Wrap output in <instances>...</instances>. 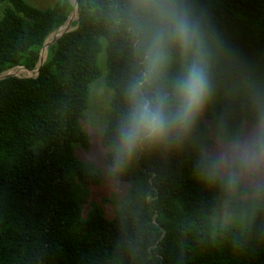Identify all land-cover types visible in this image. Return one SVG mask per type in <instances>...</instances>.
Returning <instances> with one entry per match:
<instances>
[{
	"label": "trees",
	"instance_id": "1",
	"mask_svg": "<svg viewBox=\"0 0 264 264\" xmlns=\"http://www.w3.org/2000/svg\"><path fill=\"white\" fill-rule=\"evenodd\" d=\"M2 1L14 8L0 18V73L18 65L32 73L48 36L69 17L75 29L47 45L37 76L0 79V264H264V187L250 201L253 189L243 182L230 191L217 173L208 178L201 113L186 136L146 146L121 168L118 178L132 186L113 219L100 208L82 216L74 181H96L73 145L90 147L81 120L101 75L104 37L113 100L102 142L112 166L126 85L139 67L130 0H76L77 18L71 0L48 9ZM183 2L203 22L212 88L206 116L231 141L251 120L253 90L264 94V0ZM191 56L170 48L165 84ZM219 198L234 215L252 211L243 231L213 225Z\"/></svg>",
	"mask_w": 264,
	"mask_h": 264
},
{
	"label": "clouds",
	"instance_id": "2",
	"mask_svg": "<svg viewBox=\"0 0 264 264\" xmlns=\"http://www.w3.org/2000/svg\"><path fill=\"white\" fill-rule=\"evenodd\" d=\"M128 17L137 36L139 67L125 89L126 110L112 146V170L125 167L146 146L188 134L208 104L212 88L205 58L203 22L183 0H130ZM192 53L170 84L164 81L170 48ZM251 120L243 135L211 154L209 179L219 173L226 188L242 182L264 187V94L250 95Z\"/></svg>",
	"mask_w": 264,
	"mask_h": 264
},
{
	"label": "rangeland",
	"instance_id": "3",
	"mask_svg": "<svg viewBox=\"0 0 264 264\" xmlns=\"http://www.w3.org/2000/svg\"><path fill=\"white\" fill-rule=\"evenodd\" d=\"M25 1L32 6L41 9H48L52 8L56 4L57 0ZM71 1L73 3V0ZM8 8H14V6L9 1L0 2V18L3 17L5 11ZM71 15L72 13L70 16ZM67 21L63 25L59 26L56 30L65 26ZM69 28L72 27L69 26ZM61 30H63V28ZM101 42L103 45L102 51L98 56V65L101 70V75L90 85L88 108L81 120L85 133L90 137V147L88 149L84 148L79 143H74L73 145V151L76 155V158L80 161H83L84 165H92L91 170H89L92 173V176L90 177L93 178L96 183L92 182L85 184L80 178H78L77 180L75 179L73 187L75 188V195L81 204L82 216L84 218H86L91 211L100 208L107 218L113 219L117 215L118 211L123 207V205L127 203L129 190L132 186V183L118 178L117 174L121 171V169L118 171H113L112 166L106 163L108 148L105 147L102 142V135L109 122L113 91L107 86L106 83V78L109 73L108 53L106 48L107 40L102 37ZM38 64L39 61L36 67L31 70L32 73L20 70V68L17 67H24L26 69L28 68L24 65H18L5 69L0 73V76L12 74L19 77H35L40 71V69L38 70ZM207 108L208 107L206 105L201 112L202 118L209 128V143H207L203 151L206 155L211 156L214 151L230 143L231 141L223 140L217 136L216 129L211 119L206 116ZM248 123V121L244 122L241 135H243ZM217 177L222 179L219 173H217ZM243 183L246 187L253 189V192H248L249 194L245 196V199L252 201L256 195L255 191L261 187L258 188L253 184L246 182ZM262 183H264V181H262ZM251 212H249V214L241 213L234 215L230 210L228 202L223 198H219L215 213L211 220L215 227L234 226L237 227V230H239L238 232H240L243 231L246 223L250 219Z\"/></svg>",
	"mask_w": 264,
	"mask_h": 264
},
{
	"label": "water",
	"instance_id": "4",
	"mask_svg": "<svg viewBox=\"0 0 264 264\" xmlns=\"http://www.w3.org/2000/svg\"><path fill=\"white\" fill-rule=\"evenodd\" d=\"M73 4H74V7H75V9H76V11H77V15H78V7H77V1L76 0H73ZM69 19H70V17H69ZM69 19H68V21H67V23L69 22ZM66 25V24H65ZM73 29H75V27H73V28H67L59 37H61L64 33H66V32H68V31H70V30H73ZM49 37H50V35L48 36V38L46 39V41H45V44H44V46L46 45L47 46V40L49 39ZM58 37V38H59ZM57 38V39H58ZM57 39H55L53 42H55ZM44 46H43V48H44ZM46 59V58H45ZM45 62V60H43L42 62L39 60V64H38V70L41 68V66L43 65V63ZM12 74H9V75H5V76H0V79H2V78H4V77H7V76H11Z\"/></svg>",
	"mask_w": 264,
	"mask_h": 264
},
{
	"label": "bare ground",
	"instance_id": "5",
	"mask_svg": "<svg viewBox=\"0 0 264 264\" xmlns=\"http://www.w3.org/2000/svg\"><path fill=\"white\" fill-rule=\"evenodd\" d=\"M75 18H77V13H76V17ZM69 23V22H68ZM68 23L66 24V25H68ZM63 26V27H61L59 30H58V32H57V34L54 36V37H52L51 39H49L48 41H47V45L48 44H51V43H53V41L55 40V39H57L67 28H69L68 26ZM63 28V30H61ZM73 28V27H72ZM46 48H47V46L45 45L44 46V50H43V54H42V59H41V62L43 61V60H45V58H46ZM11 72V71H10ZM36 72V71H35Z\"/></svg>",
	"mask_w": 264,
	"mask_h": 264
}]
</instances>
